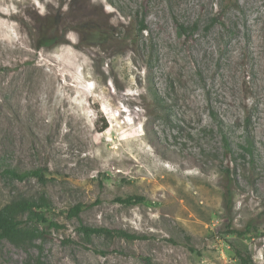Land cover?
<instances>
[{"label": "rangeland", "instance_id": "obj_1", "mask_svg": "<svg viewBox=\"0 0 264 264\" xmlns=\"http://www.w3.org/2000/svg\"><path fill=\"white\" fill-rule=\"evenodd\" d=\"M0 173L62 225L0 264H264V0H0Z\"/></svg>", "mask_w": 264, "mask_h": 264}, {"label": "trees", "instance_id": "obj_2", "mask_svg": "<svg viewBox=\"0 0 264 264\" xmlns=\"http://www.w3.org/2000/svg\"><path fill=\"white\" fill-rule=\"evenodd\" d=\"M143 21L144 20L140 23L144 30L146 29V26ZM179 29L184 32L187 30L182 24H179ZM104 127H106V124ZM224 144L227 148V152H232L226 136ZM242 146L246 153L254 154L255 150L253 142L248 136H245L244 145ZM242 157L244 158L245 155H242ZM3 174L18 180H25L31 176L42 178L41 172L37 169L22 171L11 166H6L3 170ZM117 201H120L123 204L132 205L144 201V198L142 196L130 195L124 198L118 197ZM48 208L49 203L44 195L39 198L20 195L6 203L0 208V241L6 239L17 246L29 247L36 246L37 240H47L51 235L48 230L49 228L60 229L62 227L58 222L49 219L47 216ZM81 210V205L74 206L70 209V214L79 216ZM78 229L84 235V239L87 242L91 240L93 234L98 232H104L108 235H118L131 240L138 238L136 234L129 233L123 229H115L111 231L106 228L92 227L83 223L80 224ZM230 231L240 237L247 236L251 232L249 227L245 230ZM234 250L240 264H255L253 256L247 248L236 247ZM34 264H44V262L40 257H37Z\"/></svg>", "mask_w": 264, "mask_h": 264}]
</instances>
